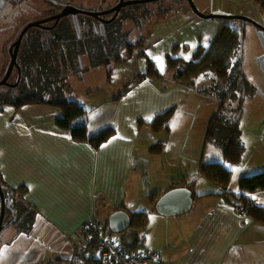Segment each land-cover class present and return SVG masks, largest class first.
<instances>
[{
  "label": "crops",
  "instance_id": "1",
  "mask_svg": "<svg viewBox=\"0 0 264 264\" xmlns=\"http://www.w3.org/2000/svg\"><path fill=\"white\" fill-rule=\"evenodd\" d=\"M106 73L103 68L101 74ZM144 83L120 94L107 109H90V118L84 107L90 136L96 134L90 125L96 124L102 110L106 111L104 128L114 131L99 147L73 140L70 130L59 127L61 117L52 122L36 119L52 109L62 114L59 107L27 105L29 114L25 117L12 107H1V178L45 222L33 225L32 230L37 227L50 232V238L51 232H56L54 252L67 263L71 256L69 241L63 249L59 241L75 234L86 221L94 217L108 221L118 210L130 216L145 211L150 222L140 231L145 237V249L160 255L155 264H264V225L239 213L227 202L228 198L220 195L222 189L205 192L208 187L199 170L203 164H191L193 167L184 172V167L182 170L177 165L179 153L170 150L169 142L156 140L158 133L152 122L176 108L183 91ZM139 120L143 124H138ZM155 142L164 145L163 151H150ZM167 166L171 168L169 172ZM247 172L250 170L242 173ZM161 175L169 183L154 193L163 194L185 179L186 187L193 192V207L188 213L165 217L148 201L142 202L141 190ZM249 196L264 207V191ZM61 252L66 253L63 259L59 257Z\"/></svg>",
  "mask_w": 264,
  "mask_h": 264
},
{
  "label": "rangeland",
  "instance_id": "2",
  "mask_svg": "<svg viewBox=\"0 0 264 264\" xmlns=\"http://www.w3.org/2000/svg\"><path fill=\"white\" fill-rule=\"evenodd\" d=\"M192 1L206 16H239L264 27V11L261 8L264 0ZM145 7H153L156 14L140 29V38L143 40L131 42V47L122 45L116 48L114 53L119 50L120 56L109 57L103 62L102 66L106 69V74H101L103 67L99 64L92 67L93 65L89 63H83L84 75L80 72L81 76L79 74L73 76L77 90L72 92V88L68 87V91L61 93V99L77 101L87 109L90 118V109L94 110L97 107H99L97 110L107 109L120 94L136 89L141 84L146 85L145 81L157 88L170 87L171 90H182L181 100L170 122V128L168 131H157L156 140L169 142L170 150L179 153L177 165H180L182 170L183 166L184 172L189 171L192 165L196 164L209 162L225 164L233 170L229 191L238 194L241 178L264 171L262 170L264 169V72L257 63L263 48L257 31L252 23H244L240 19L224 21L200 18L190 9L186 0H159L140 5V8ZM223 22L241 33L240 51L234 57L230 78L223 81L213 73L207 72L195 80L185 79L183 74L195 62L196 51L201 47H208ZM170 61L174 66L169 64ZM69 94H72V97H69ZM28 105L48 104L30 102ZM26 109L21 110L20 117L29 114ZM105 112L102 110L96 116V124L90 125L91 131L96 134L109 129L104 128ZM216 114L227 120H236L238 124L237 131L245 146V153L242 161L237 164L226 162L221 146L207 141V126ZM60 117L62 114L52 109L36 119L52 122ZM138 124H143V121L139 120ZM150 133L153 135L152 132ZM153 145H157L156 142ZM163 148L164 146H161V151ZM170 170L171 168L167 166L166 171ZM246 170L250 172L242 173ZM202 179L208 187L204 189L205 192L224 190L219 185L208 182L204 177ZM147 181L146 178L145 183ZM0 182L5 181L0 177ZM166 183L169 181L163 175L151 180L146 189L140 192L144 195L142 202L148 201L151 204V198L156 194L154 192ZM40 222L45 223L41 219ZM35 223L38 227L36 219ZM42 233L46 235H44L43 254L39 260L48 264L55 257L54 240L57 233L51 232V238L50 232L49 235L47 232ZM34 237L32 234L31 239L34 240ZM68 241L61 238L60 249H63V245ZM65 256V252L59 255L61 259ZM59 264L66 263L60 261Z\"/></svg>",
  "mask_w": 264,
  "mask_h": 264
},
{
  "label": "flooded vegetation",
  "instance_id": "3",
  "mask_svg": "<svg viewBox=\"0 0 264 264\" xmlns=\"http://www.w3.org/2000/svg\"><path fill=\"white\" fill-rule=\"evenodd\" d=\"M132 2L137 3L128 4ZM152 2L0 0V109L20 113L30 102H59L68 87L76 91L73 76L84 75L83 63L103 67L109 57L120 56L116 48L143 40L140 29L156 13L140 5ZM26 206L16 189L0 182V264H45L39 259L46 233L32 230L35 219L38 226L42 222ZM59 262L55 254L48 264Z\"/></svg>",
  "mask_w": 264,
  "mask_h": 264
},
{
  "label": "trees",
  "instance_id": "4",
  "mask_svg": "<svg viewBox=\"0 0 264 264\" xmlns=\"http://www.w3.org/2000/svg\"><path fill=\"white\" fill-rule=\"evenodd\" d=\"M261 8L264 11V2ZM240 46L241 36L239 32L223 22L222 27L208 47H201L196 51L195 62L188 67L183 77L188 80L195 79L203 76L207 72H211L218 79L227 81L230 78V70L234 63V57L239 53ZM169 64L174 66L172 61H170ZM49 104L61 109L63 117H61L57 123L60 128L70 130L71 136L75 141L88 142L92 146L99 147L101 144L108 141L114 134L112 129H105L98 134L90 136L88 133V125L85 121L86 118H84L86 110L77 101H63V99H60L59 102L48 103V105ZM175 111L176 108L174 107L158 115L152 122V128L160 132L168 129V125ZM235 122L236 120H227L219 114H216L209 121L206 135L207 141L214 142L221 146L224 160L232 164L241 162L245 153V146L241 142L239 132L237 131L238 124ZM160 145L164 146L163 144H157L151 147L150 151L152 153L160 152ZM199 170L200 175L206 180L224 189L220 195L224 198H228L227 202L236 208L239 213L264 225V207L256 204L251 196H249L251 193L264 191V171L241 178L239 182L240 193L232 194L231 191H229V186L233 177L232 169H229L221 162H212L201 165ZM186 186L185 179H182V181L180 180L178 183L174 184L171 189ZM162 195L161 193H156L152 196V207L155 208L156 202ZM26 208L29 207L26 206ZM149 222L150 215L148 212H138L131 216V227L127 232L121 235H112L111 232H109V235L116 239L114 241H116L117 247L124 253H144L149 250L145 249V237L140 230L146 228ZM100 235L101 233L98 232V238L102 237ZM69 245L70 248H72L71 243H69ZM61 261L65 262L64 260Z\"/></svg>",
  "mask_w": 264,
  "mask_h": 264
},
{
  "label": "built area",
  "instance_id": "5",
  "mask_svg": "<svg viewBox=\"0 0 264 264\" xmlns=\"http://www.w3.org/2000/svg\"><path fill=\"white\" fill-rule=\"evenodd\" d=\"M98 232L101 238H98ZM108 221L96 217L83 223L69 237L71 257L66 264H155L160 255L154 251L127 254L117 247L116 239L109 235Z\"/></svg>",
  "mask_w": 264,
  "mask_h": 264
},
{
  "label": "water",
  "instance_id": "6",
  "mask_svg": "<svg viewBox=\"0 0 264 264\" xmlns=\"http://www.w3.org/2000/svg\"><path fill=\"white\" fill-rule=\"evenodd\" d=\"M156 1V0H150ZM194 14L204 19H221L233 20L240 19L243 21H250L239 16H224V15H209L202 14L194 5L192 0H187ZM132 2L128 4H133ZM127 4V5H128ZM257 35L260 43L264 49V28L258 26ZM257 63L264 72V54L257 59ZM3 84V83H2ZM193 207V192L188 187H175L164 193L155 204V210L158 214L165 217L179 216L188 213ZM109 230L112 235H121L127 232L131 227V216L124 210H118L112 213L108 219ZM1 232V228H0Z\"/></svg>",
  "mask_w": 264,
  "mask_h": 264
}]
</instances>
